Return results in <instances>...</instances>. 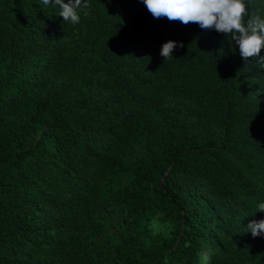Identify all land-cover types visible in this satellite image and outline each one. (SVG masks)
Listing matches in <instances>:
<instances>
[{"label": "trees", "instance_id": "trees-1", "mask_svg": "<svg viewBox=\"0 0 264 264\" xmlns=\"http://www.w3.org/2000/svg\"><path fill=\"white\" fill-rule=\"evenodd\" d=\"M89 3L72 24L0 0V264H264L247 231L264 67L143 0ZM169 40L184 47L164 61Z\"/></svg>", "mask_w": 264, "mask_h": 264}, {"label": "clouds", "instance_id": "clouds-1", "mask_svg": "<svg viewBox=\"0 0 264 264\" xmlns=\"http://www.w3.org/2000/svg\"><path fill=\"white\" fill-rule=\"evenodd\" d=\"M44 5L58 6L59 16L65 22L77 24L81 9L91 7L89 0H42ZM146 8L154 18L166 17L169 21H180L184 25L196 23L203 30H216L231 38L239 47L240 56L245 63L253 58L264 67V18L253 15L245 19L246 0H143ZM84 15H88L85 11ZM183 48V43L169 40L162 45L160 55L163 60H171L173 51ZM257 211L264 212V202L257 205ZM247 231L253 237L264 235V219L252 220Z\"/></svg>", "mask_w": 264, "mask_h": 264}]
</instances>
